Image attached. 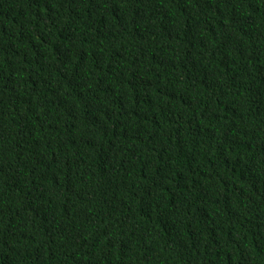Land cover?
<instances>
[{"label":"trees","instance_id":"16d2710c","mask_svg":"<svg viewBox=\"0 0 264 264\" xmlns=\"http://www.w3.org/2000/svg\"><path fill=\"white\" fill-rule=\"evenodd\" d=\"M0 264H264V0H0Z\"/></svg>","mask_w":264,"mask_h":264}]
</instances>
